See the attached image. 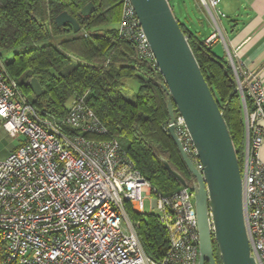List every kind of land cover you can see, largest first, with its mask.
Instances as JSON below:
<instances>
[{
  "label": "built area",
  "instance_id": "1",
  "mask_svg": "<svg viewBox=\"0 0 264 264\" xmlns=\"http://www.w3.org/2000/svg\"><path fill=\"white\" fill-rule=\"evenodd\" d=\"M221 1L201 0L214 26L205 43L212 47L222 42L226 48L241 98L244 220L251 255L256 264H264V87L228 47L215 15ZM118 31L156 65L130 0H122ZM174 123L185 151L202 170L184 118L177 114ZM0 124L12 138L24 136L0 160V264L199 263L193 187L160 192L135 167L85 96L71 101L63 119L42 115L0 57ZM146 200L157 214L145 211ZM148 215H155L167 234L168 249L161 260L146 253L138 233L141 222L136 216Z\"/></svg>",
  "mask_w": 264,
  "mask_h": 264
},
{
  "label": "trees",
  "instance_id": "2",
  "mask_svg": "<svg viewBox=\"0 0 264 264\" xmlns=\"http://www.w3.org/2000/svg\"><path fill=\"white\" fill-rule=\"evenodd\" d=\"M89 2L96 9L84 17L81 10ZM202 10L208 17L203 4ZM63 12L74 17L81 27L79 32L75 33L70 24L56 25V17ZM174 15L223 113L241 167L245 117L232 70L226 59L217 57L206 45L205 35L189 14L186 22ZM121 17L122 0H0V57L24 93L33 97L30 101L42 115L63 119L71 101L85 96L110 134L128 142V147L122 148L135 167L160 192L169 194L182 185L161 158L189 186L195 178L168 133L169 97L161 87L164 78L157 65L142 58L134 43L119 34ZM68 33L71 37L65 38ZM48 40L53 42L34 46ZM8 51H14L9 60L4 57ZM32 78L43 87L44 94L39 98L28 85ZM129 80L139 85L132 100L126 96ZM136 219L141 222L138 233L146 253L161 260L169 243L163 225L155 215ZM214 250L217 264H222L216 243Z\"/></svg>",
  "mask_w": 264,
  "mask_h": 264
},
{
  "label": "water",
  "instance_id": "3",
  "mask_svg": "<svg viewBox=\"0 0 264 264\" xmlns=\"http://www.w3.org/2000/svg\"><path fill=\"white\" fill-rule=\"evenodd\" d=\"M130 3L164 78L161 87L169 97L168 133L195 178L192 187L199 226L198 264H217L214 243L222 264H256L245 226L242 176L234 143L189 41L168 0H130ZM95 9L89 2L81 14L88 17ZM55 22L58 27L70 24L75 33L81 28L68 12L58 15ZM28 85L35 97L43 96L38 79L32 78ZM176 113L185 120L202 170L185 151L176 133ZM161 160L182 186H189L166 159Z\"/></svg>",
  "mask_w": 264,
  "mask_h": 264
},
{
  "label": "crops",
  "instance_id": "4",
  "mask_svg": "<svg viewBox=\"0 0 264 264\" xmlns=\"http://www.w3.org/2000/svg\"><path fill=\"white\" fill-rule=\"evenodd\" d=\"M181 1L192 22L207 39L214 26L210 16L204 14L201 0ZM215 15L230 51L238 54L242 66L253 72L264 87V0H222L215 8ZM211 48L217 57L228 60L222 42L215 43ZM130 81L133 80L128 83Z\"/></svg>",
  "mask_w": 264,
  "mask_h": 264
},
{
  "label": "rangeland",
  "instance_id": "5",
  "mask_svg": "<svg viewBox=\"0 0 264 264\" xmlns=\"http://www.w3.org/2000/svg\"><path fill=\"white\" fill-rule=\"evenodd\" d=\"M172 8L174 9V12L176 13V16L179 20L182 22L185 21V17L188 15V12L185 9V5L181 0H171ZM186 22V21H185ZM71 33H68L65 35V38H70ZM60 40V39H58ZM49 42H53L52 40H48L45 42L34 44L35 47H39L43 44H47ZM30 48V47H28ZM14 51H8L4 54L5 59H11L13 56ZM72 68V67H70ZM128 83V82H127ZM128 89L126 90V96L128 99L132 100L134 95L137 93L139 85L136 80L130 81V83L127 84ZM29 99L32 100L33 97L29 96ZM24 140V136L19 135L17 138H12L2 127L0 124V160H4L7 158L11 152L17 149V147L21 144V142ZM118 141L120 145L124 148L128 147V142L123 138H118ZM262 158L264 161V146L262 148ZM145 211L148 213L157 214V209H151L150 201L146 200L145 202ZM125 233H129L128 230H125Z\"/></svg>",
  "mask_w": 264,
  "mask_h": 264
},
{
  "label": "flooded vegetation",
  "instance_id": "6",
  "mask_svg": "<svg viewBox=\"0 0 264 264\" xmlns=\"http://www.w3.org/2000/svg\"><path fill=\"white\" fill-rule=\"evenodd\" d=\"M205 264H208L207 262Z\"/></svg>",
  "mask_w": 264,
  "mask_h": 264
}]
</instances>
